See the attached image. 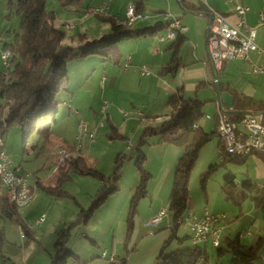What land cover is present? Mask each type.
I'll return each instance as SVG.
<instances>
[{
    "label": "rangeland",
    "instance_id": "1",
    "mask_svg": "<svg viewBox=\"0 0 264 264\" xmlns=\"http://www.w3.org/2000/svg\"><path fill=\"white\" fill-rule=\"evenodd\" d=\"M94 1L83 0L77 8H63L58 0H47V9L53 11L55 24L65 31L63 43L78 46L83 41L78 39L77 34L85 33L87 39H93L108 31L107 20L81 11L84 6ZM125 1L116 0V6L120 8L119 5L125 4ZM132 26H136V22ZM0 27L4 29L7 27L12 32L19 30L18 16L14 10H9L6 0H0ZM1 39H6L5 33H0ZM165 43L167 42H163ZM123 61L124 57L120 65H114L107 60H102L98 54L69 61L72 63L68 75L73 77L69 82V88L72 85L77 87L80 84L78 82L82 83L76 99L83 104L72 107L78 109L82 116L80 118L86 120L85 122L92 121L90 128L94 130L93 140L88 142L86 138H83L85 146L82 150L80 149L87 165L110 175L116 169L115 156L118 153L126 155L122 158L121 166L116 169L118 189L110 193L103 203L96 206L86 220L83 216L79 217V213L81 209L87 211L90 208L95 193L101 185L97 183L93 175L78 174L70 169L68 171L70 178L61 183V188L64 190L61 195H56L42 187V185L52 186L56 182V166L60 156L58 150L66 148L72 151V138L74 133L77 135L78 122L72 121V117L68 119L65 103L58 104L57 120L51 126L48 138H42L35 132L24 138L22 129L16 124L6 129L3 136L5 153L11 165L20 164L28 172L27 180L34 186V196L32 195L27 204L18 206L20 215L30 226L33 234V238H30L26 244L24 243L26 238L21 235L19 227L12 220L0 215V258L5 256L6 264L13 262L49 264V252L54 250L55 231L62 226H70L66 246L79 256L78 259L70 258L67 264H84V261H86L85 264H109L110 260L101 255L102 250H105L108 255L110 253L117 255L119 263L121 258L127 257L128 264H152L154 257H151L149 253L154 248L156 257L164 240L170 236L171 231L168 225L172 218L168 209V197L176 163L183 150L182 147H177L178 153L173 160L171 154L168 155L164 149L156 145L157 134L146 136V142L140 146V149L147 154L143 162L145 170L152 171L154 174L148 182L155 187V200L152 201L149 195L139 197L136 211L130 216L134 187L140 179L135 163L139 151L135 147L136 143L144 127L163 121L166 118L164 113H168L169 108L162 102L163 92L161 91L160 94L153 83L147 84L143 81L151 76V73L157 74L150 63L142 60L149 67V75L139 76L135 73L134 76H128L121 74L126 70L122 65ZM85 65L90 67L88 71L86 70L87 72L82 70ZM79 71L84 72L81 80L77 75ZM112 75L114 76L110 79ZM86 86L89 92L83 93ZM198 94L201 99L206 100L203 106L204 113L198 122L204 131L208 132L213 128V117L217 112L215 98L212 93L205 92L204 89H200ZM61 96H66L65 90L57 94L59 101ZM0 103H2L1 98ZM103 105L105 109L102 111ZM136 110L144 116L137 114ZM107 113H110V116ZM206 114L211 117L207 118ZM156 115L159 116L156 118ZM101 119L102 122L99 123ZM123 120L127 122L122 127H117L120 136L110 138L108 136L111 131L110 123L117 125ZM154 143L155 149L152 145ZM218 143L219 136L215 133L199 150L189 175V209H186L183 214L188 211L202 213L206 209L212 213H224L221 238L224 240L239 234V238H245L244 240L248 243L255 235L264 234L261 207L256 206L249 196L238 202L226 198L224 188L240 189L243 181L247 179L261 186L264 183L261 175L264 157L255 153L244 157L234 156L235 158L228 153L220 156ZM169 162L171 163L167 165ZM229 172L234 175V186H231L224 177ZM37 178L42 185L35 186ZM29 193L31 195V192ZM150 205L155 206L157 211L160 209L166 211V215L156 226L146 224ZM41 215L43 221L38 224L35 219ZM42 224L45 226L42 227ZM186 228L188 227L180 224L178 234L182 236L184 244H189L188 237L183 236ZM248 231L251 232L250 235ZM181 243L176 238H172L166 245L165 251H172ZM205 248L206 264H228L231 257L229 251L218 255L216 247L211 246L210 243H207ZM256 264H260L259 259L256 260Z\"/></svg>",
    "mask_w": 264,
    "mask_h": 264
},
{
    "label": "trees",
    "instance_id": "2",
    "mask_svg": "<svg viewBox=\"0 0 264 264\" xmlns=\"http://www.w3.org/2000/svg\"><path fill=\"white\" fill-rule=\"evenodd\" d=\"M58 1L63 8H77L83 0ZM133 2L136 4V9L141 11V0ZM181 4L184 8L195 9L194 4L187 0H181ZM7 6L18 16L19 30L14 32L11 41L4 43V48L10 50L11 56L9 64L0 70V98L2 100L0 103V135L2 136L10 125L16 124L22 129L24 138L33 132L42 138H48L51 126L57 120L59 104L57 94L60 90L66 89L69 81L67 64L70 60L98 54L104 59L119 64L120 54L116 47L118 41L143 36L147 33H156L159 28L158 23L167 28L169 22H158L152 27L133 29L129 25L117 23L113 16L101 15L99 16L101 19L109 22V31L93 39H87L85 33H79L77 37L83 43L73 46L63 43L65 31L55 24L53 11L47 9V0H7ZM89 7L84 6L81 11L85 12ZM183 40L182 34L177 33L170 44L173 57L161 66L159 74L174 75L179 65L177 52ZM200 85L201 83L197 87ZM225 89L229 90V88ZM231 94L233 96L231 107L224 106L222 109L227 111L232 119L238 120L248 112H264V100H256L236 91H231ZM167 105L169 108L167 117L159 124L146 125L136 143L135 147L139 151L135 163L140 179L134 188L129 215L136 211L138 198L147 195L146 184L150 174L143 166L146 154L140 149V146L146 142V136L157 134L159 141L182 147L183 152L177 160L168 197V209L172 218L168 227L171 233L164 240L152 264H196L197 262L206 264L207 251L200 244L192 243L169 252H166L165 248L172 238H177L176 232L180 225L177 219L188 208L190 171L202 145L217 133V122L215 128L208 132L198 125L195 126L204 113V102L197 97H185L182 88L169 95ZM110 128L108 135L110 138L120 136L115 126L110 125ZM218 149L220 156L228 153L235 158L233 150H226L220 138ZM124 156H126L124 153H118L115 156L116 169L121 166ZM70 169L78 174L93 175L101 184L90 208L87 211L81 209L79 213V217L83 216L86 220L96 206L103 203L110 193L118 189V174L116 169L110 175H106L88 166L85 157L78 152L65 157L58 163L56 182L52 186L42 187L56 195H61L64 193L61 183L70 178L68 173ZM224 177L231 186H234L232 173L229 172ZM30 187L29 185V189ZM29 192L32 193V190ZM224 193L226 198L237 200V202L249 196L256 206L261 207L264 223V187L253 184L247 179L243 181L240 189L225 187ZM0 215L16 222L21 227L23 237L26 238L25 243L33 238L32 231L24 223L18 206L9 199L7 191L0 193ZM69 227L62 226L55 231L54 250L49 254V264H67L70 258H79L66 246L69 239ZM216 251L218 255L225 251L230 252L231 257L228 264H255L264 251V234L255 235L248 244L240 241L239 234L233 238L222 239ZM120 261L119 263L114 258L110 264H127L125 258H121Z\"/></svg>",
    "mask_w": 264,
    "mask_h": 264
},
{
    "label": "crops",
    "instance_id": "3",
    "mask_svg": "<svg viewBox=\"0 0 264 264\" xmlns=\"http://www.w3.org/2000/svg\"><path fill=\"white\" fill-rule=\"evenodd\" d=\"M132 1L134 0H126L125 4L119 5L120 8L116 6V0H95L94 2H91L87 5L92 7L100 2H107L108 9L105 15L113 16L115 19L116 18L122 19L124 17L126 5ZM187 1L194 4V7H195L194 10L184 8L181 4V0H141V12L143 13V17L133 22V24L136 22V26L133 27L132 26L133 24L131 25L133 29H143L147 27H152L158 22L166 23L172 18H178L183 24L186 25V30L181 33L182 36L184 37V40L177 52V55L179 58V65L174 75L170 76V75H165V74H159V70L161 66L169 62L173 57V49L170 47L172 40L161 41L158 38L159 34L166 33V27L164 25L162 26L160 23H158L159 28L156 33H147L146 35H143V36L124 38L117 42L116 47L120 54L119 65L123 57L125 59L126 56L128 55L130 56L129 64L127 67H124V69L126 70L122 71L121 74H127L128 76H134L135 73H138L139 76H146V75L140 74L139 66L140 64L144 63L142 60L150 63V65L152 66V69L157 74L153 75L151 73V76L145 78L143 81L146 82L147 84L153 83L155 87L159 90L160 94H161V91L163 92L161 99H163L162 102L165 103L167 107H168L167 100H168L169 95L177 91L179 88H182V92L185 97H197L199 100L205 103L206 100L201 99L198 94L200 89H204L205 92L208 91L209 93H212V96L215 98L214 99L215 105L218 111L220 104L219 105L217 104L218 100H217L215 85H214V74L217 75V81L220 84L221 90H225L229 92L230 94H231V91H236L237 93H242L256 100H264V74L253 73L250 69L248 62L241 60V59L224 60L221 64V67L218 70H215L209 59L208 50H207V29L209 25V14L211 13L209 8L215 11H220L226 14L230 21H235L236 16L233 13L232 4L229 2H226L225 0H205L206 3L203 0H187ZM243 2L249 7V10L245 13L246 24L256 29V42L261 48H264V24H261L258 21V12L260 10H264V0H243ZM109 29H110V24H109ZM1 30L3 31L5 30L4 32H0V33H3V34L5 33L6 39L0 40V52L4 48V43L12 40L14 36V32H15V31L12 32L7 27L6 29H4L3 27H0V31ZM129 40L135 41V42H125ZM163 42H167L168 44L167 43L163 44ZM165 45H166V48H165L166 50H164ZM251 58L254 61H258L260 57L257 53L251 52ZM102 60H107L108 62L113 63L112 61L108 59H104L103 57H102ZM71 63L72 62H69L67 65L68 72L70 70ZM113 64L116 65V63H113ZM3 67L4 65L2 64L1 59H0V70H2ZM89 68L90 67H87L85 65L84 69L82 70L83 71L85 70V72H87ZM80 72L81 71H79L78 74L74 73L79 76L78 78L79 80H81L83 77L82 75H84V72H81V73ZM113 76L114 75H112L110 79ZM72 79L73 77L69 76L67 87L66 89H63L66 91V96L65 97L61 96L62 98L60 97L59 103L60 102L65 103V105L67 106V112L69 115L68 119L72 117L73 118V119L71 118L72 121L74 120L75 123H77V120L79 119L80 115H78V119H77V116L72 112V109H73L72 106H78V105L83 104V102H79V100L76 99L77 92L79 93L80 89L82 88L80 87V84L82 83L78 82L80 84L77 87H74L72 85V87L69 88V82L72 81ZM101 80L102 82L104 81L103 77L101 78ZM199 83H201V85L197 87ZM225 88H229L230 91L226 90ZM87 91L89 92V89L86 86V89L83 91V93ZM262 113L264 114V112ZM107 114H109L108 116H110V113H107ZM164 114H166L165 116L167 117L168 113H164ZM158 116L159 115H156L155 117L157 118ZM210 117L211 116L208 115L207 118H210ZM213 118H214L213 128H215V124L217 122V112L214 114ZM87 122H88L87 123L88 126L91 127L90 125L92 124L91 123L92 121H87ZM126 122L127 120H123V121H120L117 125H113L111 123L110 125L115 126V128L117 129V127H122ZM197 125L202 127L199 124V122L198 124H196V126ZM75 139H76V134L74 133L73 138H72L73 144H74ZM156 143H157L156 145L164 149V151H166L168 155L171 154L174 160L175 156H177V153H178V149H177L178 146L172 143L161 142L159 141V139H157ZM152 145H154L153 149H155V143ZM170 163L171 162H169L167 165H169ZM149 174H150V177H149L150 179L154 177V174L152 171L149 172ZM261 175L263 178L264 177V165L261 167ZM148 181L150 180L148 179L147 184H146L147 195H149L153 201L155 200V190H154L155 187H153V185H151ZM97 183L99 182L97 181ZM28 184L31 186L30 190H32V193H31V198H32V195L34 196V186H32L31 183H29V181H28ZM34 184L35 186L42 185L40 182V179L38 178ZM5 190L9 192L5 188H0V193ZM188 209H189V204H188L187 210ZM156 212L157 210H155V206L150 205L149 211L147 214L148 218L152 216L153 214H155ZM35 220H37V218ZM41 222H36V223L39 224ZM14 223L18 226L16 222ZM24 223L27 224L26 221H24ZM167 223H169V221H167ZM27 226L30 227L28 224ZM41 226L44 227L45 224H42ZM186 229L187 230L183 236L188 237L189 244L188 243L184 244V240L181 238L182 236L178 234V228H177V232H176L177 238L176 239L178 242H182V243L177 245L176 248H178L180 245L182 247H186L192 244L190 240V231L188 228ZM239 239L244 244H248L251 242L250 241L246 243V241L244 240L245 238H239ZM92 242H95V240H92ZM0 244H1V238H0ZM206 244L201 243L200 245L205 247ZM124 245L126 246L125 242H124ZM50 253L51 252H49V254ZM149 254H151V257L155 258V249L153 248ZM110 255L112 254L110 253ZM112 256L118 261L116 257L117 255H112ZM105 258H108L107 252H106ZM5 259H6L5 256L0 258V260L3 261L4 263H5ZM126 260H127V257H126ZM85 263L86 261H84V264ZM12 264H17V263L13 262ZM109 264H110V261H109ZM255 264H256V261H255Z\"/></svg>",
    "mask_w": 264,
    "mask_h": 264
},
{
    "label": "built area",
    "instance_id": "4",
    "mask_svg": "<svg viewBox=\"0 0 264 264\" xmlns=\"http://www.w3.org/2000/svg\"><path fill=\"white\" fill-rule=\"evenodd\" d=\"M205 3L206 1L203 0ZM233 6V13L236 16L235 21H230L226 14L215 11L211 8L209 10L213 13L211 22L207 29V50L209 59L215 70L221 67L224 60L241 59L248 62L253 73L264 74V48H261L256 42V29L246 24L245 13L249 7L243 0H225ZM108 9L107 2L98 3L88 10L85 14H94L97 16L105 15ZM143 17V13L136 9V4L132 1L126 5L124 17L122 19L116 18V22L131 26L133 22ZM258 21L264 24V10L258 12ZM69 27L70 25H64ZM186 30V25L178 18H172L168 22L165 34H159L158 38L161 41L173 40L177 33H182ZM251 52L259 55V60L254 61L251 58ZM11 52L7 48H3L0 52V59L4 66L9 64ZM130 61V56H126L122 65L127 67ZM140 74L147 75L150 73L148 66L144 63L140 64ZM219 105V101L217 102ZM230 108V107H229ZM105 105L101 107L103 111ZM72 112L77 116L80 115L78 109H72ZM136 113L143 117V114L136 110ZM208 117V115L206 114ZM78 122V120H77ZM102 122V119L99 123ZM86 124V129H89V140L94 138V130ZM196 126V124H195ZM216 131L221 142H228L233 147V156L244 157L248 154L255 153L264 157V114L262 112H248L240 119L234 120L229 113L221 108V104L217 111V125ZM4 137L0 135V166H8V174L3 175V183L9 185L8 196L9 199L17 205L22 201V190H30L28 184V172H26L20 164L11 165L9 157L4 149ZM85 146L84 140H81V133L79 139L74 140L72 151L58 152L62 160L74 153L80 152ZM264 182V177L262 179ZM31 191V190H30ZM166 215L165 209L158 210L155 214L150 216L146 221L147 225H158L163 217ZM43 216H39L36 222H41ZM225 220L224 213H211L207 209L202 213H195L188 211L177 219L179 224L188 227L190 231V240L194 244L210 243L211 246H219L221 238V230L223 227L222 221ZM20 233L23 236V230L18 225ZM248 235L251 232H247ZM101 255L106 256L105 250ZM110 261L114 260L112 255H108ZM260 264L264 262L263 256H259ZM0 264H5L0 260Z\"/></svg>",
    "mask_w": 264,
    "mask_h": 264
},
{
    "label": "bare ground",
    "instance_id": "5",
    "mask_svg": "<svg viewBox=\"0 0 264 264\" xmlns=\"http://www.w3.org/2000/svg\"><path fill=\"white\" fill-rule=\"evenodd\" d=\"M80 133H81V140H83V138H86L87 140H89V129H86L85 121L82 118H80V120L77 123L76 139H79ZM222 143L225 149L229 151L233 150V147L228 142H222ZM68 151L70 150H67L66 148H59L58 150V152H68ZM61 160H62V157H59V162H61ZM7 174H8V166H0V188H5L9 191V185H5L3 183V175H7ZM261 186L264 187V183ZM30 199H31V195L29 193V190H22V201H19V203H17V206L27 204L30 201ZM191 243H194V241L191 240ZM263 254H264V251H262L261 256H263Z\"/></svg>",
    "mask_w": 264,
    "mask_h": 264
},
{
    "label": "water",
    "instance_id": "6",
    "mask_svg": "<svg viewBox=\"0 0 264 264\" xmlns=\"http://www.w3.org/2000/svg\"><path fill=\"white\" fill-rule=\"evenodd\" d=\"M212 17H213V13H210L209 14V23L211 22ZM214 85H215L217 100L221 104V108H224V106L231 107L232 102H233V96L229 92H227L225 90H221L219 83L217 81V75L216 74H214Z\"/></svg>",
    "mask_w": 264,
    "mask_h": 264
}]
</instances>
